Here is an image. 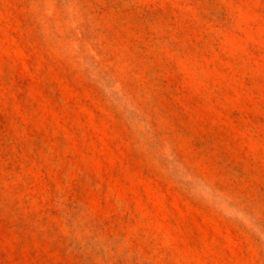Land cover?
<instances>
[{"label": "rangeland", "instance_id": "obj_1", "mask_svg": "<svg viewBox=\"0 0 264 264\" xmlns=\"http://www.w3.org/2000/svg\"><path fill=\"white\" fill-rule=\"evenodd\" d=\"M0 264H264V0H0Z\"/></svg>", "mask_w": 264, "mask_h": 264}]
</instances>
